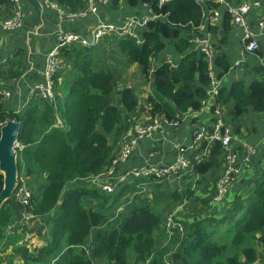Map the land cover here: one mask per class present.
<instances>
[{
    "label": "trees",
    "instance_id": "trees-1",
    "mask_svg": "<svg viewBox=\"0 0 264 264\" xmlns=\"http://www.w3.org/2000/svg\"><path fill=\"white\" fill-rule=\"evenodd\" d=\"M159 1L127 0L131 7L146 5L157 18L146 22L141 44L133 37H126L118 41V47L126 65L140 67L143 76L148 78L151 61L167 47V41L175 42L179 56L177 65L162 62L156 67L153 88L145 102L149 109L140 110L150 118L179 122L182 115L200 112L208 99L211 77L207 62L181 38L182 31H197L203 25V8L197 0ZM55 2L68 13H76L85 6V0ZM207 4L210 9L217 7L214 3ZM10 12V0H0V19ZM230 20L228 15L224 16L225 34L231 29ZM224 41L223 38L221 42ZM94 49L76 45L62 49V59L69 66L53 77L56 93L63 94L61 99L56 97L53 102L41 105L33 103L21 115L4 109L0 101V128L10 120L20 123L19 148L16 149L19 184L24 176L30 177L33 184L41 185L32 193L27 211L49 225L46 243L15 249V255L24 254L23 263L16 264H143L148 259L153 260L152 264H172L170 262L177 259L187 264H261L263 258L258 249L264 243V168L250 200L236 203L224 217L215 221L218 226L228 223L223 242L216 240L215 232L208 230L213 223L208 219L183 223L190 230V237L172 255L168 252L178 238L168 239L165 219L176 204L190 199V190L168 189L163 186L162 178L153 176L116 185L114 193L107 195L86 180L110 168L114 147L134 124L131 116L138 107L127 88L121 90L117 104L109 102L114 94L113 73L100 63L93 54ZM257 53L262 54L260 50ZM214 67L218 69L217 79H221L230 64L221 54L215 58ZM256 70L263 72L262 68ZM215 102L228 109L232 120L248 113L262 114L264 79H253L248 85L235 81L229 88L221 87ZM97 122H100V130H97ZM221 152L217 142L207 158L192 163V172L207 175ZM2 187L0 176V191ZM144 187L149 191V202L126 207L123 209L126 212L131 208L129 215L119 212L120 226L110 228V215L116 214L124 199L130 196L142 199L146 194ZM13 200L0 210V262L7 264L14 261L1 257L8 242L18 238L7 232L15 216L10 207ZM237 210L240 212L233 216ZM102 225L105 228L94 233L95 243L90 252L80 251L92 229ZM164 242L170 243L162 248Z\"/></svg>",
    "mask_w": 264,
    "mask_h": 264
},
{
    "label": "crops",
    "instance_id": "crops-1",
    "mask_svg": "<svg viewBox=\"0 0 264 264\" xmlns=\"http://www.w3.org/2000/svg\"><path fill=\"white\" fill-rule=\"evenodd\" d=\"M197 1L203 8V25L197 31H182L181 38L186 39L188 43L192 39L209 42L214 49L215 58L221 54L226 56L230 69L220 79V88H229L235 81H243L248 85L253 79H261L264 76V0ZM253 2H259V7L252 8L249 11L246 21L253 39L258 41L262 52L261 55L257 53V56L244 54L241 28L230 23V31L227 34L223 31V19L225 15H228L226 12L228 5L251 4ZM207 3H214L217 7L210 9ZM96 6L97 12L95 14H88L85 17L72 20H62L55 10L42 8L38 0H20L21 27L13 32H0V60L3 62L0 65V89L9 93L8 98L1 99L4 109L10 110L13 114L21 115L31 104H42L39 100H31L28 104L32 98L28 86L43 82L41 72L43 71L45 56L56 44L55 31H57L59 25H61L63 31L75 32L91 41V31L99 23H115L118 29H122L128 19H133L139 25L132 28V35L139 44L142 43L145 27L140 25V22L150 18V10L145 5L138 4L131 7L128 5L127 0H107L105 3H97ZM211 14L219 16L218 23L211 24L209 21ZM210 27L215 28V30L210 31ZM223 38L225 41L221 42ZM121 39L123 38L116 33L107 35L95 47L93 54L98 57V60L106 69L111 70L113 73V97L116 98V102L111 104H117L123 88L129 89L138 104L131 119L134 124L147 123L151 118L140 108L149 109L144 97H147L153 88L156 67L162 62H169L173 67L177 65L179 56L174 47L175 42L167 41V47L151 61L148 78H145L140 67L126 65L118 47V41ZM189 49L197 52L194 44H190ZM258 58H260V61ZM68 66V63L62 61V68ZM257 68H262L263 72L259 73L256 70ZM217 73L218 69L214 67V76ZM56 95L62 97L63 94L59 92ZM214 106L217 107L215 98H208L198 113L182 115L179 117V122L176 120L172 122L161 121V129L139 142L135 151L124 164L111 165L108 170L99 176L101 178L99 183L103 182L114 187L119 186L121 184L120 178L125 173L148 166L168 168L174 165L181 153L185 159L192 162L196 161V158H207L217 143L213 136V123L220 119L224 125V130H227L231 136V149L235 155L236 166L239 168L237 176L232 179L229 185L225 198L221 202H212L216 193V183L225 171L222 152L211 172L207 175H195L192 172L191 164L186 171L169 174L162 181L163 186L168 189L177 191L188 189L192 192L190 200L174 206V210H177L175 212L176 219H180L182 224H190L192 221L200 219H208L209 221L213 219L216 221L224 217L233 205L236 203L241 204L245 200V196L252 194L255 182L264 168V113H248L241 119L232 120L228 109L222 106H218L220 109L218 117L214 113L212 114ZM122 111L124 112V110ZM123 117L124 114H122ZM202 127L206 128L204 147L201 146L203 144L194 141L196 133ZM119 151L120 144L114 147L113 156L115 157ZM24 180L26 182L30 181L28 182L30 185L27 184L32 193L41 188V185L33 184L30 177ZM86 180L90 182L91 186H97L89 179ZM130 182L132 181L127 183ZM185 185L187 186L184 188ZM144 189L146 190L145 187ZM142 199L135 200L134 206L138 205V202ZM199 203L203 204L202 208ZM10 207L14 211L13 222L16 221L17 226L13 231L7 232L18 238L15 242H8V248L1 259L12 260L14 261L13 264L23 263L22 257L24 254L15 255V249L19 246H26L30 242L29 234L31 235V233L38 236V242L46 243L49 240V225L45 221L43 223L46 225H41V219L34 218L30 221L22 219L23 208L14 200L10 203ZM120 207L121 205H119ZM119 208L116 215L124 211L123 209L119 210ZM185 211L190 213V217L181 219L180 217L184 215ZM37 225H41V228L36 229ZM188 233L189 230L185 228V233L179 235L180 239L186 242ZM16 238H13V240Z\"/></svg>",
    "mask_w": 264,
    "mask_h": 264
},
{
    "label": "built area",
    "instance_id": "built-area-1",
    "mask_svg": "<svg viewBox=\"0 0 264 264\" xmlns=\"http://www.w3.org/2000/svg\"><path fill=\"white\" fill-rule=\"evenodd\" d=\"M40 6L42 8H50L55 10L60 19H68L72 20L74 18H82L87 16L88 14H95L97 12V3H105L107 0H85V6L82 10L76 13H68L65 12L54 0H38ZM172 0H160V3L170 2ZM223 1V0H216ZM11 12L10 14L3 19H0V32H13L16 29L21 27L22 13L20 9V0H10ZM146 6V5H145ZM147 7V6H146ZM259 7V2H253L251 4H240V5H228L226 7V12L231 18V23L233 26L241 28L243 33V49L245 55H254L257 56V52L260 50V46L258 41L253 39L252 34L249 31V27L247 25L246 16L252 8ZM148 8V7H147ZM157 17H153L150 11V19H156ZM205 18V17H204ZM148 20H142L140 25H146ZM209 21L211 24L218 23L219 16L217 14H211L209 17ZM139 23L136 20H130L125 23L124 28L118 29V27L113 23H99L92 31H91V41L86 40L81 35L75 32H65L62 30L61 25L58 26L57 31H55L56 44L55 46L46 54L45 62L43 66V71L41 72V76L43 78L42 83H36L29 85V93L30 97H32L28 104H30L31 100H39L41 102H53L56 99V91L53 85V77L56 73L63 70L62 65V49L65 47L76 45L77 47L85 48V47H96L101 41L109 34L116 33L122 38L133 37L132 28L138 26ZM262 26V24H260ZM136 39V38H135ZM139 43V42H137ZM190 44H194L195 50L203 55L204 60L207 62L209 74L211 77L210 85L207 88L208 98H215L217 96L218 90L220 88V79H217L213 74L214 70V60L215 54L212 45L206 41H199L197 39L189 40ZM260 61V58H258ZM64 62V61H63ZM3 62L0 60V65ZM264 79V76L262 77ZM9 93L5 90L0 89V101L2 98H8ZM207 100L203 102L205 104ZM219 107L217 106L214 110V115L218 117L220 114ZM164 119L162 117H154L147 123H136L133 124L130 129L125 133L120 142V151L114 157L112 161L113 165L124 164L126 160L132 155L135 151L139 142L147 139L153 133L159 131L162 126V122ZM166 121V120H165ZM168 122V121H167ZM60 124V121H58ZM213 136L214 140L220 143L221 150L224 157V165L225 171L222 177L217 181L215 186V196L212 202H221L229 189V185L233 178H235L239 172V168L236 166L235 155L231 149L230 143V134L227 130H224V125L220 119H217L215 123H213ZM206 132V128L202 127L195 135L194 141L199 144L204 143V135ZM19 147V145H18ZM21 148V147H20ZM196 160L201 161V158H196ZM193 162L185 159L182 153L176 159L173 166L168 168H160L155 166H148L141 168L139 170L125 173L121 176V183H126L128 181L137 180V179H149L153 176H158L159 178L164 179L167 175L172 173H180L186 171ZM99 177V176H98ZM96 177V178H98ZM90 179L93 184H96L100 191L110 195L115 191V187L110 184H105L103 182L99 183V180ZM32 192L28 189V186L21 182L18 183V186L12 196V199L20 204L23 208L21 213V218L26 221L33 220L35 216L27 211V206L31 200ZM14 197V198H13ZM135 199L133 196L128 197L122 201L121 207L119 210L125 209L126 207L132 205ZM177 210H173V214H175ZM166 232L169 237L174 238L177 236L176 234H182L183 226L175 222L170 215L166 221ZM16 221L12 222L10 227L8 228V232L13 231L16 228ZM184 229V228H183ZM168 237L169 240H171ZM180 238V237H179ZM258 251L261 253V257L263 258L264 264V243L259 247ZM88 254V252H86ZM146 260L143 264H149ZM0 264H5L0 262Z\"/></svg>",
    "mask_w": 264,
    "mask_h": 264
},
{
    "label": "rangeland",
    "instance_id": "rangeland-1",
    "mask_svg": "<svg viewBox=\"0 0 264 264\" xmlns=\"http://www.w3.org/2000/svg\"><path fill=\"white\" fill-rule=\"evenodd\" d=\"M149 9V8H148ZM130 20H133V19H128L127 20V22L128 21H130ZM113 24H115V23H113ZM116 25V24H115ZM148 91L146 90V93H147ZM59 93V92H58ZM145 93V94H146ZM150 93V92H149ZM141 94V93H140ZM139 94V95H140ZM148 94V93H147ZM146 94V95H147ZM57 96V98L58 99H61V97L60 96H58V95H56ZM63 96V95H62ZM135 97H136V95H135ZM137 98V97H136ZM144 98H146V96L144 97ZM144 100V99H143ZM109 102L110 103H115L116 102V98L115 97H111L110 98V100H109ZM145 102H146V99H145ZM58 124V123H57ZM59 125V124H58ZM96 127H97V130H100V123L99 122H97V124H96ZM17 148H19V147H17ZM16 148V149H17ZM17 151V150H16ZM27 177H21L20 178V182H24L27 186H28V184L30 185V183H28V182H30V181H28V182H26L24 179H26ZM101 178H96L95 180H100ZM258 179V178H257ZM257 181V180H256ZM28 183V184H27ZM256 183V182H255ZM188 185V184H187ZM187 185H185V186H183L184 188L187 186ZM248 189H249V187H248ZM186 190H188V189H185V191ZM146 191V193L148 192V194H145L144 195V197H143V199L140 201V202H138V205L137 206H139L140 204H144V203H148L149 202V200H150V194H149V191L146 189L145 190ZM184 191V190H183ZM211 194H212V192H210ZM247 193L249 194V192L247 191ZM250 196H245L244 197V201L242 202V203H246V202H248L249 200H250V198H249ZM190 200V199H189ZM188 200H185V202H187ZM199 205H201V208L203 207V204H201V203H199ZM134 206V204L133 205H131V208ZM131 208H127V212L125 213V216H128L129 215V210L131 209ZM240 211H236L235 213H234V215H236L237 213H239ZM172 216V219L175 221V222H178V223H180L182 226H183V224H182V221L180 220V219H176L177 217H176V213L175 214H173V212H171V213H169L168 215H167V217H166V219H165V232H166V221H167V219H168V217L169 216ZM35 216V215H34ZM111 217V219L110 220H112V223L110 224V228L111 227H114V226H116L117 224L120 226V222H119V220H118V218H117V215L115 214L114 215V213L113 214H111L110 215ZM188 217H190V213L188 212V211H185L184 212V215L182 216V217H180L181 219H186V218H188ZM35 219H37V220H39L40 218H37V217H35ZM42 220V219H41ZM211 220V219H210ZM14 221V220H13ZM12 221V222H13ZM45 221V223H47V221L46 220H42V223H40L41 225H46L45 223H43ZM121 221V220H120ZM210 222H215L213 219L210 221ZM213 223H211V226L208 228V230L209 231H213V232H215V237H216V240H218L219 242H223L224 241V236H223V234H224V232H225V229L227 228V226H228V223H226L225 225H223V226H218L217 224H216V222H215V224H213ZM41 225L39 226V225H37V227H36V229H38V228H41ZM105 228V225H102V226H99V227H96V228H94V229H92V232H91V234H90V236L88 237V239H87V241L85 242V244H84V246L83 247H81L79 250L80 251H85V252H90V250L94 247V243H95V241H94V233L97 231V230H99V229H104ZM184 228V229H183ZM183 228H182V232L181 233H185V227L183 226ZM109 229V228H108ZM28 230V229H27ZM28 233V232H27ZM93 233V234H92ZM190 230H189V233H188V238L190 237ZM166 235L169 237V235L167 234V232H166ZM177 235V238H178V240H177V242H176V244H174L173 245V247H172V249L168 252V253H170L171 255L172 254H174V253H176V252H178V249L180 248V247H182L184 244H185V241L182 239H180L179 238V235L180 234H176ZM37 237L38 236H36V235H34L33 233H31V235L29 234V243L26 245V246H29L30 244H33L34 246L35 245H39V244H41L40 242H38V240H37ZM170 239H171V241L174 239V238H172V237H169ZM176 238V239H177ZM170 241V242H171ZM188 241V240H187ZM186 241V242H187ZM170 242H168V243H166V242H164L163 243V246H162V248H165V247H167L168 246V244L170 243ZM169 257H167V259H168ZM181 259H177V260H174V262H170V263H172V264H186L185 263V261L184 260H181ZM178 261V262H177ZM148 263L149 264H152L153 263V260L152 259H150L149 261H148ZM6 264V263H5Z\"/></svg>",
    "mask_w": 264,
    "mask_h": 264
},
{
    "label": "water",
    "instance_id": "water-1",
    "mask_svg": "<svg viewBox=\"0 0 264 264\" xmlns=\"http://www.w3.org/2000/svg\"><path fill=\"white\" fill-rule=\"evenodd\" d=\"M20 123L10 120L0 128V176L3 187L0 191V210L12 199L18 186L17 151Z\"/></svg>",
    "mask_w": 264,
    "mask_h": 264
}]
</instances>
